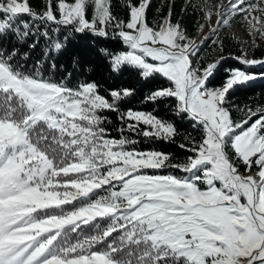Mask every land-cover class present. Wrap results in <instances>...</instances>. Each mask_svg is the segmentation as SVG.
<instances>
[{
  "label": "snow or ice",
  "instance_id": "6c2138e0",
  "mask_svg": "<svg viewBox=\"0 0 264 264\" xmlns=\"http://www.w3.org/2000/svg\"><path fill=\"white\" fill-rule=\"evenodd\" d=\"M150 4L125 0V20L112 0H45L42 12L30 0H0V264H264V106L237 109L244 115L234 119L229 100L264 80L248 70L264 67V58L231 57L245 67L223 69L213 86L229 57L195 60L209 40L223 52L219 32L237 17L253 47L264 42V0L189 3L202 13L200 31L209 29L199 42L172 22L171 6L150 25ZM85 35L126 46L98 49L110 73L128 71L145 85L166 80L138 102L174 100L173 114L200 129L199 141L178 145L192 153L183 163L110 136L106 112L117 114L121 133L150 142L177 135L174 121L127 107L136 88L102 95L95 80L70 86L73 71H95L78 57L73 71L58 64L69 42ZM9 36L12 47L3 43ZM41 38L40 57L24 71L20 61L27 66ZM165 168L184 175L159 174Z\"/></svg>",
  "mask_w": 264,
  "mask_h": 264
},
{
  "label": "trees",
  "instance_id": "16d2710c",
  "mask_svg": "<svg viewBox=\"0 0 264 264\" xmlns=\"http://www.w3.org/2000/svg\"><path fill=\"white\" fill-rule=\"evenodd\" d=\"M71 2V0H69ZM198 0H151V4L148 8L147 19L150 25L154 22L159 21L168 13L169 6L172 8V22L177 21L187 30V34L194 40L199 38L200 29L199 24L204 23L200 18L202 13L199 11H194L192 7L188 6L189 3H197ZM210 3H217L219 0H209ZM125 0H112V12L118 19L127 18V9L123 7ZM30 4L34 10L37 12H42L45 7V0H30ZM160 10L159 12L157 10ZM182 9H186L182 11ZM58 15V13H57ZM25 19H28L25 17ZM239 17L235 18L232 25H237L241 23ZM62 31L60 35H64L66 30L61 26ZM230 27H221L219 32V37L223 40L224 49L220 52L214 45L212 41L209 40L207 43L203 44L199 49V55L195 57V60L201 62H207L216 59L220 55L229 57L226 59L221 67V71L218 73L217 78L213 80L209 86L217 85L221 83L223 79V69L228 67H240L245 66L240 65L235 59L231 57L239 56L242 52L246 51L250 58H264V43H258L257 47H253L252 44L247 43V41L238 38L234 33L229 32ZM209 32V31H208ZM207 32V34H208ZM215 38V37H214ZM14 37H6L3 41L8 47H12V41ZM201 40V39H200ZM199 40V41H200ZM197 41V42H199ZM28 43H31V38H29ZM45 41L43 38L40 39V44L37 46L35 51L32 52L31 58L27 60V66L23 67L25 62L20 61L21 66L24 71L33 70V62L40 57L41 47L44 45ZM101 47H107L109 49L121 50L126 49V46H122L120 42L111 38H94L91 35L77 36L75 39L71 40L68 44V49L60 57L58 64H64L68 71H73L72 58L78 57L80 65L85 68L94 67L95 71L91 75L85 76L82 72L73 71L72 83L70 86H74L78 81L83 79L95 80L100 85V92L102 95H107V89L109 88H136L138 95L133 99V102L127 107H132L134 109H141L144 111H153L158 117L167 119L169 121H174L177 127V135L170 142H150L145 140L142 136L135 133H129L125 130L123 133L119 131L123 125L117 120V114L113 112H106L105 115L109 119V123L105 125L108 129L110 136L120 137L121 135L127 136L129 139H135L137 141L135 148L137 150H150L156 149L165 153L170 154L171 159L169 164L183 163L187 156L192 155V153L181 149L178 147L179 144L185 143L190 146V141L186 140L185 137H190L197 141L201 138L200 129L194 128L192 122L187 118L181 119L173 114V109L175 107V101L168 99L160 102L159 104H140L139 97L144 94L145 91L149 89H155L159 87H167L166 80L162 78H157L152 80L150 84L145 85L139 80L135 74L128 71H124L122 74L116 75L109 72V64L105 59H103L98 54V49ZM21 52L28 51V44H24L20 48ZM251 72H264V67L255 66L248 69ZM46 76L52 75L51 72H45ZM56 76L59 77L60 73L57 72ZM229 100L236 107L233 109L232 115L234 119H239L243 117L244 113L238 111L237 109H245L247 107L255 110L258 106H264V80H256L251 82L246 87L237 88L233 91ZM131 147V145L129 146ZM174 172L178 169L173 168ZM240 170L243 172L244 168L241 167ZM253 170H256L253 168Z\"/></svg>",
  "mask_w": 264,
  "mask_h": 264
},
{
  "label": "rangeland",
  "instance_id": "374dc122",
  "mask_svg": "<svg viewBox=\"0 0 264 264\" xmlns=\"http://www.w3.org/2000/svg\"><path fill=\"white\" fill-rule=\"evenodd\" d=\"M215 19H216L215 16H213V22H215ZM208 31H209L208 27H205L203 29V31H199L200 34H199V38L198 39H200L201 37L203 38V36L206 35ZM229 32L234 33L238 38H241V39L247 41V43L251 44V38L247 35V33L245 31V28L242 25V22L237 24V25L231 26L229 28ZM198 39H196V41H198ZM259 43H264V42H259ZM151 171L152 170H150V172ZM255 171L256 170H252V172H250V173H245L244 171L243 172L241 171V173H244V174L247 175V174L255 173ZM159 174H174V175H177V176L184 175V173H182L179 170L177 172H174L173 168H165L163 170H160Z\"/></svg>",
  "mask_w": 264,
  "mask_h": 264
},
{
  "label": "water",
  "instance_id": "95a60500",
  "mask_svg": "<svg viewBox=\"0 0 264 264\" xmlns=\"http://www.w3.org/2000/svg\"><path fill=\"white\" fill-rule=\"evenodd\" d=\"M201 38H202V37H201ZM201 38H200V39H201ZM200 39H198V41H199Z\"/></svg>",
  "mask_w": 264,
  "mask_h": 264
},
{
  "label": "bare ground",
  "instance_id": "6f19581e",
  "mask_svg": "<svg viewBox=\"0 0 264 264\" xmlns=\"http://www.w3.org/2000/svg\"><path fill=\"white\" fill-rule=\"evenodd\" d=\"M251 174H254V173H251Z\"/></svg>",
  "mask_w": 264,
  "mask_h": 264
}]
</instances>
